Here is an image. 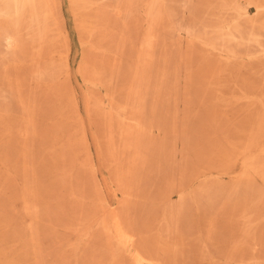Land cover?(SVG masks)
Returning <instances> with one entry per match:
<instances>
[{
	"label": "rangeland",
	"instance_id": "374dc122",
	"mask_svg": "<svg viewBox=\"0 0 264 264\" xmlns=\"http://www.w3.org/2000/svg\"><path fill=\"white\" fill-rule=\"evenodd\" d=\"M56 1L42 44L14 53L0 37V264H134L102 226L122 200V174L140 190V241L162 264H264V176H241L247 154L264 165V136L246 149L264 115V56L246 53L259 49L240 48L228 67L171 31L206 1L167 0L147 71L150 0L131 14L126 0H78L80 11ZM180 190L187 209L161 231L162 194L179 207Z\"/></svg>",
	"mask_w": 264,
	"mask_h": 264
},
{
	"label": "bare ground",
	"instance_id": "6f19581e",
	"mask_svg": "<svg viewBox=\"0 0 264 264\" xmlns=\"http://www.w3.org/2000/svg\"><path fill=\"white\" fill-rule=\"evenodd\" d=\"M84 1L85 4L88 5L87 7H92L96 3V1L94 2L93 0ZM142 1L143 0H126L124 5L127 14H131L133 9ZM203 1L206 2L204 5L201 3V8L199 10L202 9V12L200 16L194 13L197 7L195 8V6H192L191 11H193L192 13L195 16V20L188 26L184 24L175 26L172 24L171 31L173 33L185 32L188 35L200 39L203 45L210 50L220 51L221 58L234 60L231 63H226L228 67L230 64L232 65L241 59L240 48L249 50L252 47H257L259 50L256 53L250 51L246 52L247 57L251 59L258 60L259 56H264V0H247L246 4L241 3L240 0H212L215 7L211 9L207 7V1L209 0ZM77 2L78 0H71L73 8H77V10L80 11ZM190 3L191 2L188 0H185L183 6L187 7ZM166 4L167 0H150L148 3L149 8L147 10V16L149 17V27L142 41V46L145 50L143 49L144 53L140 56L141 59L145 60L147 71L149 70L148 66L152 63H150V61L154 59L153 50L158 40L154 20H160V18L163 17ZM252 6L253 10H255L254 19L248 16L249 8ZM57 8L58 4L56 0H0V37L3 38L5 47L8 50L14 49V53H16L18 50L23 52V48L21 50V47H23L25 41L31 40L36 45L42 44L46 40L48 33L52 30L50 21L54 20L55 16L58 19ZM174 17L175 13L171 9V23H173ZM197 17L203 18L197 19ZM96 23L111 24L108 20L101 21L99 18L96 19ZM94 30L95 28H92L89 31L90 35H93ZM66 63V66L69 67L68 60ZM164 67H166V65ZM138 79L139 82L144 81L146 79L145 74L138 75ZM261 106L264 109L263 101L261 102ZM76 107L78 109V102L76 103ZM78 111L79 110H77V112ZM259 119H261L259 121L260 130H257V135L254 134L251 138L250 144H248V148H246L249 151L255 147L256 137L259 135L264 136V115ZM128 120L131 122L132 126L130 127L134 130V133L139 135L144 132V124L140 120L134 118ZM84 139L87 147H89L88 137L84 136ZM260 153L264 155V147L261 148ZM242 168L243 171L241 176L243 177H250L260 172H262L264 176V165L258 163L256 157H253L251 154L244 156ZM135 176L136 175H134L133 178H135ZM126 180V174H122L118 178L121 184L118 191L120 192L122 200L119 206L113 210V213L102 221L103 230L107 232V234H111L113 240L124 247L133 259L134 264H162V259L159 256L148 254L146 248L142 245V241H140L138 229L141 218L139 219L135 214L137 211L135 208L137 207L135 206L137 205L136 198L140 197V190L139 188H133L131 182L130 185L126 183ZM177 193L181 202V206L179 207L171 204L169 199V197H171V191L162 194L161 200L165 206L161 214V231L163 230L170 233L171 223L174 221L173 219L177 220V218L182 215L181 213L187 209L186 205L188 202L185 192L180 190ZM204 193H207V189H200V196ZM213 194L216 195L217 193L214 191Z\"/></svg>",
	"mask_w": 264,
	"mask_h": 264
}]
</instances>
